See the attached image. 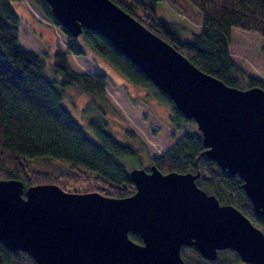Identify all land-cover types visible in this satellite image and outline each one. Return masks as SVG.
Instances as JSON below:
<instances>
[{
    "label": "water",
    "instance_id": "95a60500",
    "mask_svg": "<svg viewBox=\"0 0 264 264\" xmlns=\"http://www.w3.org/2000/svg\"><path fill=\"white\" fill-rule=\"evenodd\" d=\"M45 1L67 32L94 30L168 94L194 120L203 153L238 174L264 218L262 87L230 86L200 70L112 0ZM129 177L135 192L125 197L0 179V242L38 264H187L182 246L209 260L230 248L248 264H264V233L234 205L198 187L197 173H163L152 164L130 169Z\"/></svg>",
    "mask_w": 264,
    "mask_h": 264
},
{
    "label": "trees",
    "instance_id": "16d2710c",
    "mask_svg": "<svg viewBox=\"0 0 264 264\" xmlns=\"http://www.w3.org/2000/svg\"><path fill=\"white\" fill-rule=\"evenodd\" d=\"M12 1L0 0V179H19L24 188L53 183L66 190L96 191L110 197L135 192L127 160L140 167V149L118 141L109 130L105 108L100 104L106 102L105 77L75 72L67 64L68 53L85 55L84 47H89L126 79L168 106L173 136L181 134L163 154L149 158L151 165L163 173H197L198 187L213 194L219 203L234 205L264 233V218L254 212L243 180L238 174L222 170L203 153L205 146L194 120L186 118L168 94L94 30L83 28L76 37L67 32L45 0L31 1L64 33L66 50L56 49L52 60L47 61L44 54L20 46V16ZM112 1L200 70L230 86L264 89V81L246 73L231 57L228 47L232 27L264 37V0H188L201 12L199 30L189 38H183L173 23L156 16L159 0H132L129 4ZM69 86L79 87L88 96L86 113L91 107L95 111L85 125L64 104ZM128 235L141 242L136 232ZM180 255L187 264H236L241 260L230 248L218 250L212 260L203 258L193 246H182ZM0 264L38 263L27 252L8 249L0 242Z\"/></svg>",
    "mask_w": 264,
    "mask_h": 264
},
{
    "label": "rangeland",
    "instance_id": "374dc122",
    "mask_svg": "<svg viewBox=\"0 0 264 264\" xmlns=\"http://www.w3.org/2000/svg\"><path fill=\"white\" fill-rule=\"evenodd\" d=\"M119 1L129 4L132 0ZM12 4L20 16V46L44 54L47 61L52 60L56 49L66 50L64 33L47 20L31 0H13ZM155 14L173 23L183 38H189L192 32L199 30L201 12L188 0H159ZM228 47L231 57L246 73L264 81L263 36L232 27ZM84 49L85 55L67 54L68 66L75 72L105 77L106 102L101 101L100 104L105 108L109 130L118 141L138 147L141 154L140 167H149V158L163 154L181 134L176 132L173 136V128L168 123V106L154 99L144 87L126 79L89 47ZM64 104L83 125L89 116L95 115L92 107L86 113L89 99L79 87L69 86L65 89ZM127 161L129 169L139 167ZM66 191L78 192L70 189ZM236 264L248 263L239 260Z\"/></svg>",
    "mask_w": 264,
    "mask_h": 264
}]
</instances>
